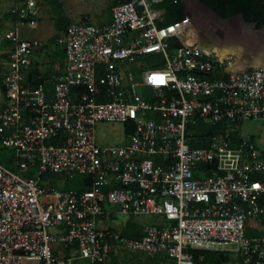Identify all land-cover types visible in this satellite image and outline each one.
Here are the masks:
<instances>
[{"label": "built area", "instance_id": "1", "mask_svg": "<svg viewBox=\"0 0 264 264\" xmlns=\"http://www.w3.org/2000/svg\"><path fill=\"white\" fill-rule=\"evenodd\" d=\"M163 1L119 0L108 25L70 23L56 39L65 63L51 98L44 84L23 85L42 44L18 28L36 24V2L11 10L0 146L13 150L16 170L0 163V264H196L192 251L264 264V155L250 137L233 139L243 121H264V67L229 71V57L199 45L191 17L160 25ZM199 121L221 127L205 148L191 145ZM98 123L134 133L100 147ZM32 167L37 178H26ZM45 174L91 185L60 191L41 183ZM116 214L156 221L128 238L110 225ZM125 254L139 260L124 263Z\"/></svg>", "mask_w": 264, "mask_h": 264}, {"label": "trees", "instance_id": "2", "mask_svg": "<svg viewBox=\"0 0 264 264\" xmlns=\"http://www.w3.org/2000/svg\"><path fill=\"white\" fill-rule=\"evenodd\" d=\"M50 3V6L58 11L59 16L55 19L54 26L56 32H64L66 27L70 24V21L65 16L62 6L59 0H46ZM118 2V1H117ZM116 2V3H117ZM200 2L206 6L208 9L213 11L216 15L222 19H229L236 15H242L247 23H252L255 25L256 29L264 28V0H200ZM115 3V4H116ZM165 8L164 20L160 25L172 24L176 21L181 20L185 16V5L181 1L173 2L172 0H164L162 4ZM10 17V15H8ZM58 37V36H57ZM57 37L54 38L52 42H56ZM172 49L178 47V43L172 41L170 43ZM63 52V51H62ZM64 53V52H63ZM145 61L153 67H159L163 64V59L161 56H148ZM36 68V67H35ZM34 68V69H35ZM30 70L23 80V85L30 88L36 87L38 84H44L46 89L47 97L51 98L53 94V87L49 88L47 86V81L44 77H40L37 69ZM0 78V82H1ZM148 100V98H146ZM125 136H130L134 133V128L131 124H125ZM198 130H202L197 135V138L201 140L191 143L194 148H205L208 146L211 137L219 130L221 127L212 126L210 124H205L201 121L197 122L195 126ZM234 143L241 140V136L238 131L233 135ZM252 139V138H251ZM253 140V139H252ZM264 155V153H263ZM0 163L11 171H15V160L12 150L0 147ZM26 178H37V172L35 168H30L28 172L24 175ZM68 176L59 174H45L41 176V183L49 182L51 187L55 188L54 185L57 182H63L64 188L60 191L75 190V191H85L90 188V182L84 177L77 176L73 179H67ZM142 227L137 224H130L122 228L120 231L121 235L128 238H139L142 234ZM195 257L196 264H231L233 262V257L231 254L219 251H192ZM200 258H202L200 260ZM160 257H147L144 260V264H162L164 260ZM124 263H134L138 261V256H132L125 254L121 259ZM238 263L242 264V259L238 258Z\"/></svg>", "mask_w": 264, "mask_h": 264}, {"label": "rangeland", "instance_id": "3", "mask_svg": "<svg viewBox=\"0 0 264 264\" xmlns=\"http://www.w3.org/2000/svg\"><path fill=\"white\" fill-rule=\"evenodd\" d=\"M51 1V0H50ZM63 4V11L66 14V16H69L70 18L76 20L79 17L85 16L89 18V20L94 25H99L101 22L107 19L108 16V8L111 4L112 0H60ZM43 3L45 5V8L47 9L45 11L44 16H42L40 22L38 21L35 26L33 27H26L23 28L22 31L24 36L26 38L30 39H37L41 40L43 38H48L52 34H55L53 29V24L55 22V19L59 16L58 11L54 8V6H50V3H47L46 0H43ZM196 7V6H195ZM2 9H0V47H2L1 39L3 37V30L7 27V29L11 25L6 24L4 15H3ZM236 21V22H235ZM234 21V26L232 27L229 25L231 22H228L224 24V32L227 34V38L230 42H228L232 46L233 50L236 48L233 53L230 55L228 53L229 58L231 61L234 59H237L238 55V43L241 44L243 42V46L245 44L252 45L255 40L250 39L248 41H243L238 36L243 35L245 38L248 37L249 32L245 29V26L240 24V21L238 18H236ZM240 24V25H239ZM236 27V29L234 28ZM9 28V29H10ZM6 29V30H7ZM236 32V34H234ZM7 32V31H6ZM260 41L264 42V35H261ZM245 42V43H244ZM226 41L222 39V37L217 38V45L223 46L224 44H228ZM55 48V47H53ZM2 51V48L0 49ZM2 54H0V61H2ZM237 62V60L235 61ZM128 68H131V66H128ZM230 70V69H229ZM147 89H142V92H144ZM125 127L122 124H112V123H98L95 127V137L97 140V143L100 147H106V146H117L121 145L126 141V137L124 134ZM238 132L242 138H252L253 144L258 152L264 153V121H243L239 127ZM77 175H74L72 177H68L67 179H73L76 178ZM54 187L56 189H62L64 188L63 182H57L55 183ZM156 218L153 216H127V215H120L116 214L111 222L110 225L112 228L121 231L122 228H124L127 225L130 224H137L141 227H144L146 225H150L155 223ZM149 256H143L142 259L145 260ZM81 264H86L85 262H81ZM230 264V263H229Z\"/></svg>", "mask_w": 264, "mask_h": 264}, {"label": "crops", "instance_id": "4", "mask_svg": "<svg viewBox=\"0 0 264 264\" xmlns=\"http://www.w3.org/2000/svg\"><path fill=\"white\" fill-rule=\"evenodd\" d=\"M119 0H112L111 4L108 8V16L107 19L101 22V24L97 26H105L108 25L111 21V8L115 5V3ZM17 2H24V0H0V9L4 10L3 15L5 22L8 26V24L11 25V28L7 29V27L3 30V37L1 39V44L2 51H0V54H2V61H0V78L2 79L5 74L8 72V60H7V55L9 51V45L7 40L5 39V35L9 30H13L15 28V17L12 15L11 10L16 6ZM36 2V7H37V20L36 23L44 16L45 11L48 9L45 8V5L43 3V0H35ZM182 3L185 5V16L191 17L192 23L194 26L199 27L201 30V34L203 30V22L205 20V13L199 9H197V6L195 4V0H182ZM60 5L63 7V4L59 0ZM197 3V2H196ZM163 2L159 5H157V10L160 11L161 13V22L164 20V15H165V8L162 5ZM196 6V7H195ZM65 12V11H64ZM207 12V11H206ZM209 13V12H208ZM65 14V13H64ZM10 15V17L8 16ZM66 16V14H65ZM184 16V17H185ZM70 23L77 22L81 18L85 17L82 16L81 18L79 17L78 19L74 20L70 18L69 16H66ZM177 22V21H176ZM92 23V22H91ZM36 25V24H35ZM34 25V26H35ZM30 27V26H24L21 28H18V33L23 40L27 41H38L39 43L42 44V47L38 53H35L30 57L31 64L28 68L24 70V79L28 77L27 73L30 70L37 69L38 73L40 74V77H44L47 81V86L49 88H52L56 79L61 76L64 70V63H65V58H64V53L62 52L63 49L61 46H59L56 42H52L55 37H60L64 32H56L54 31L55 34H52L48 38H43L41 40L37 39H30L26 38L23 34L22 31L23 28ZM33 27V26H32ZM7 29V30H6ZM53 29H55V26L53 24ZM7 31V32H6ZM205 32V31H204ZM57 37V38H58ZM239 37V36H238ZM260 37V35H258ZM227 43L230 42L228 39L224 38ZM260 38L253 39L255 40L252 45L245 44L244 46L242 44L238 43V55H237V62L234 59L231 61L230 65V70L231 72H243V71H249L253 70L256 68H261L264 67V42L258 40ZM245 43V42H244ZM231 44H224L223 46H216L215 43L212 44H206L203 43L202 47H206L208 49H214L211 52L217 53L221 58H224L226 55L229 57L228 53L230 55L233 53V51L236 49L232 46H228ZM55 47V48H53ZM221 53V54H220ZM223 53V54H222ZM135 68V67H131ZM34 69V70H35ZM127 137V136H125ZM253 142V140H252ZM1 147V146H0ZM11 150V149H9ZM13 151V150H12ZM14 154V152H13ZM15 159V158H14ZM143 228V227H142ZM142 230V229H141Z\"/></svg>", "mask_w": 264, "mask_h": 264}, {"label": "flooded vegetation", "instance_id": "5", "mask_svg": "<svg viewBox=\"0 0 264 264\" xmlns=\"http://www.w3.org/2000/svg\"><path fill=\"white\" fill-rule=\"evenodd\" d=\"M196 6H197V9L203 11L205 13V20L203 22V30L205 31H202V34H201V37H200V42L202 43H208V44H212V43H215L216 46H220V45H217L216 42H217V38L218 37H222L223 40H225L224 38H227V34L226 32H224V24L228 23V22H231L229 25H231L232 27L234 26V21L235 19H231L230 21L228 22H223V21H220L218 20L215 16H213L212 14L208 13V11L206 12V10L200 6L198 3H196ZM236 22V21H235ZM240 25V24H239ZM236 29V27H234ZM246 29V28H245ZM247 30V29H246ZM237 31H235L234 34H236ZM238 33V32H237ZM237 35V34H236ZM239 38H241L242 40L244 41H248L250 39H254L255 37L253 36V34L251 32H249V35L247 38H244L243 35L239 36ZM253 44V43H252Z\"/></svg>", "mask_w": 264, "mask_h": 264}, {"label": "water", "instance_id": "6", "mask_svg": "<svg viewBox=\"0 0 264 264\" xmlns=\"http://www.w3.org/2000/svg\"><path fill=\"white\" fill-rule=\"evenodd\" d=\"M200 6H202L206 11H208L210 14H212L213 16H215L218 20L223 21V22H228L231 19H235L238 18L240 21V24L245 26V28L247 29L248 32H251L253 34V36L256 38H260L261 35H264V28L261 29H256L255 25L252 23H247L242 15H236L234 17H231L229 19H222L221 17H219L218 15H216L213 11H211L210 9H208L206 6H204L200 0H195ZM258 35H260V37H258ZM201 37V36H200ZM245 38V37H244ZM241 39V38H240ZM244 41V40H243ZM242 44V43H241ZM199 45L203 46V43L199 41Z\"/></svg>", "mask_w": 264, "mask_h": 264}, {"label": "bare ground", "instance_id": "7", "mask_svg": "<svg viewBox=\"0 0 264 264\" xmlns=\"http://www.w3.org/2000/svg\"><path fill=\"white\" fill-rule=\"evenodd\" d=\"M232 24V23H231ZM209 50V52H211V51H213L214 49H208ZM217 54V53H216ZM221 54V53H220ZM223 54V53H222ZM217 56L219 57V59H224L225 57H227V55L224 57V58H221L218 54H217Z\"/></svg>", "mask_w": 264, "mask_h": 264}, {"label": "snow or ice", "instance_id": "8", "mask_svg": "<svg viewBox=\"0 0 264 264\" xmlns=\"http://www.w3.org/2000/svg\"><path fill=\"white\" fill-rule=\"evenodd\" d=\"M162 79V78H161Z\"/></svg>", "mask_w": 264, "mask_h": 264}]
</instances>
